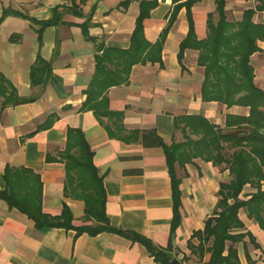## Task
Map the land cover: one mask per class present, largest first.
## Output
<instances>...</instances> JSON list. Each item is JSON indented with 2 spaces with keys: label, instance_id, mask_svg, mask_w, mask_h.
I'll use <instances>...</instances> for the list:
<instances>
[{
  "label": "crops",
  "instance_id": "1",
  "mask_svg": "<svg viewBox=\"0 0 264 264\" xmlns=\"http://www.w3.org/2000/svg\"><path fill=\"white\" fill-rule=\"evenodd\" d=\"M186 0H0V74L16 88L20 97L34 101L0 104V192L5 171L27 169L42 182L43 211L60 215L66 203L74 216L73 225H91L85 220V203L65 196L67 174L61 153L66 149L68 130H80L93 162L103 177L107 194L106 212L113 226L137 232L183 264H203L188 248L193 233L203 230L215 215L220 183H229L225 164L215 165L200 157L176 163L181 180V224L171 238L174 216L172 181L165 145L199 140L181 120L201 116L227 129V115L248 116L249 107H227L202 99L204 68L198 64L200 51L179 52L191 24L198 41L208 37V18L218 19L216 0H200L188 11ZM154 6L149 7V5ZM181 5L161 51V60H146L132 67L128 81L106 92L109 114L97 116L81 110L96 70L99 46L126 51L141 10L144 37L155 44L177 5ZM264 0H226L229 22H239L244 12L255 10L253 21L264 25ZM61 16L56 25L44 29L32 20L48 21ZM89 22L88 35L82 24ZM91 38L96 39L94 42ZM251 57L255 84L264 91V41ZM102 54V51L99 52ZM41 58L49 66L34 79L31 72ZM116 56L107 64L117 67ZM1 103V102H0ZM234 149H227L233 152ZM264 189V185H263ZM257 189L248 184L241 198L247 200ZM248 236L235 246L240 264H264V229L239 214ZM198 244L197 240H194ZM0 264H163L139 243L118 234L103 232L77 235L73 229L53 228L46 233L34 221L0 198Z\"/></svg>",
  "mask_w": 264,
  "mask_h": 264
},
{
  "label": "trees",
  "instance_id": "2",
  "mask_svg": "<svg viewBox=\"0 0 264 264\" xmlns=\"http://www.w3.org/2000/svg\"><path fill=\"white\" fill-rule=\"evenodd\" d=\"M179 1V0H176ZM200 0H186L184 4L188 11ZM218 19L212 14L208 18V37L198 41L191 24L188 36L182 41L179 60L182 61L187 48L200 51L198 64L204 68L202 83V99L205 102L217 101L226 105L249 107L248 116L227 115L226 128L211 124L201 116H187L181 121L189 131L201 135L199 140L187 138L183 143L165 145L167 164L172 181V196L174 216L171 225V238L181 224V180L177 177L176 163L184 160L192 161L200 157L212 161L215 165L225 164L231 179L229 183H220L219 202L215 215L208 218L203 230L195 231L188 242L191 253L203 263L207 254L210 259L203 264H240L236 244L248 236L255 244V239L249 232H244L245 224L239 214L242 209L248 217L264 229V91L255 84V69L251 57L260 51L258 41H264V25L253 21L255 10L244 12L239 22H229L226 16V0H216ZM154 4L149 5V7ZM180 4L175 7L169 19V25L164 29L160 39L150 44L144 37L143 21L148 17V11L141 10L136 28L131 38V46L126 51L99 46L96 55V70L92 81L86 90L87 96L81 110H93L97 116L109 114L106 100L107 90L114 85L128 81L132 67L146 60H161V51ZM264 10V4L257 6ZM7 15L0 18V22ZM61 16H53L51 20L39 22L40 39L45 28L59 23ZM89 22L82 24L85 35H88ZM94 42L96 39L91 38ZM102 51V54L99 52ZM116 56L117 67L110 68L109 58ZM39 64L33 67L31 76L46 74L49 66L41 58ZM35 98L20 97L16 88L0 74V104L16 105L34 101ZM234 149L228 152L227 149ZM65 162L67 182L65 196L80 199L85 203V220L91 225L74 226V216L70 207L64 203L60 215H50L43 211L42 182L39 176L27 169L5 171V189L0 192V198L7 201L11 208H17L34 221L35 227L42 233L53 228L75 230L77 235L88 233L95 236L103 232L118 234L133 242L143 244L155 259L163 264H170L174 258L169 252L171 241L166 249L155 246L145 236L130 230L113 226L106 212L107 194L103 185V177L93 162V152L83 133L77 129L68 130L66 149L60 154ZM254 186L257 191L247 200L241 198L246 185ZM198 241V244L194 243Z\"/></svg>",
  "mask_w": 264,
  "mask_h": 264
},
{
  "label": "water",
  "instance_id": "3",
  "mask_svg": "<svg viewBox=\"0 0 264 264\" xmlns=\"http://www.w3.org/2000/svg\"><path fill=\"white\" fill-rule=\"evenodd\" d=\"M170 264H183L178 258H173Z\"/></svg>",
  "mask_w": 264,
  "mask_h": 264
}]
</instances>
